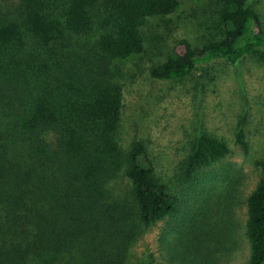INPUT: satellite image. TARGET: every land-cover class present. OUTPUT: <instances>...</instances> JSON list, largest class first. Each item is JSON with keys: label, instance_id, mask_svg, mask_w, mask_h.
Returning a JSON list of instances; mask_svg holds the SVG:
<instances>
[{"label": "trees", "instance_id": "16d2710c", "mask_svg": "<svg viewBox=\"0 0 264 264\" xmlns=\"http://www.w3.org/2000/svg\"><path fill=\"white\" fill-rule=\"evenodd\" d=\"M208 1L211 19L200 44L176 39L166 59L150 67L153 78L181 80L215 60H264L259 10L248 0ZM179 5L0 4V264H127L145 230L184 216L194 201L195 212L203 215L216 206L223 227L214 237L193 217L190 234L215 242L221 252L242 235L249 244L244 264H264V154L255 157L261 171L256 186L244 192L242 167L226 160L228 143L204 132L180 161L171 190L157 174L145 140H119L124 88L112 66L142 54L143 26L153 17L168 22ZM243 121L236 142L249 153ZM237 207L244 217L235 224L230 218ZM178 254L173 264H199L197 256Z\"/></svg>", "mask_w": 264, "mask_h": 264}, {"label": "rangeland", "instance_id": "374dc122", "mask_svg": "<svg viewBox=\"0 0 264 264\" xmlns=\"http://www.w3.org/2000/svg\"><path fill=\"white\" fill-rule=\"evenodd\" d=\"M17 1L0 0V4L8 9ZM179 2L177 11L166 17L168 22L153 17L143 26L146 44L142 54L112 66L113 78L124 88L119 140L124 145L134 139L145 140L157 174L172 190L176 189L174 177L178 165L191 142L207 132L228 143L231 153L226 160L242 167L244 192L251 191L261 172L254 164L255 157L264 154V60L248 57L236 64L215 60L199 65L181 80L153 78L150 67L166 59L176 39L187 37L198 45L208 31L207 23L211 19L208 0ZM248 2L259 10L264 20V0ZM242 118L249 153L236 142L237 124ZM1 119L2 114L0 128ZM217 201L213 200L208 207ZM195 204L196 201L190 204L184 216L168 218L145 230L131 246L127 264H173L180 257L179 252L188 258L197 256L199 264L205 260L208 264H244L249 256V244L242 235L234 239L232 228L229 233L234 242L225 243L222 252L214 248L215 242L209 245L208 238L190 234L193 217L196 224L213 230L214 237L222 233L217 207L212 208L211 214L203 215L199 210L195 212ZM243 217L244 209L237 207L230 219L236 224L242 223Z\"/></svg>", "mask_w": 264, "mask_h": 264}]
</instances>
